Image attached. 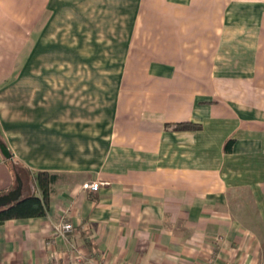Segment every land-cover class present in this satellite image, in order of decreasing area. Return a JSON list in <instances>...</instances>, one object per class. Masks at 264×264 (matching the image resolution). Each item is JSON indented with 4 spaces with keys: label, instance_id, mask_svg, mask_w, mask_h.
Segmentation results:
<instances>
[{
    "label": "crops",
    "instance_id": "obj_1",
    "mask_svg": "<svg viewBox=\"0 0 264 264\" xmlns=\"http://www.w3.org/2000/svg\"><path fill=\"white\" fill-rule=\"evenodd\" d=\"M0 41V195L57 175L0 264H264V0H0Z\"/></svg>",
    "mask_w": 264,
    "mask_h": 264
},
{
    "label": "trees",
    "instance_id": "obj_2",
    "mask_svg": "<svg viewBox=\"0 0 264 264\" xmlns=\"http://www.w3.org/2000/svg\"><path fill=\"white\" fill-rule=\"evenodd\" d=\"M198 126L190 122L177 124V127L181 129L196 128ZM35 178L40 195L33 194L25 198H20V200L11 205L0 209V225L8 219L42 217L47 214L52 184L56 180L57 175L55 173L39 171Z\"/></svg>",
    "mask_w": 264,
    "mask_h": 264
},
{
    "label": "built area",
    "instance_id": "obj_3",
    "mask_svg": "<svg viewBox=\"0 0 264 264\" xmlns=\"http://www.w3.org/2000/svg\"><path fill=\"white\" fill-rule=\"evenodd\" d=\"M85 187L90 188L92 190H96L99 187L98 181H92L85 184ZM73 224L68 221H61L55 226V233L62 237H66L68 233L73 231ZM47 245L52 246L53 240L46 242ZM66 256V257H65ZM62 257L60 260L56 259V255L51 252L50 255V264H107L103 261H94L88 255H85L80 250L72 245L70 252H67L66 255ZM204 264H212V260L207 258Z\"/></svg>",
    "mask_w": 264,
    "mask_h": 264
},
{
    "label": "water",
    "instance_id": "obj_4",
    "mask_svg": "<svg viewBox=\"0 0 264 264\" xmlns=\"http://www.w3.org/2000/svg\"><path fill=\"white\" fill-rule=\"evenodd\" d=\"M3 152L6 156H9V152L6 149H3ZM21 187L22 181L19 177H16V185L6 193L0 195V209L20 200Z\"/></svg>",
    "mask_w": 264,
    "mask_h": 264
},
{
    "label": "rangeland",
    "instance_id": "obj_5",
    "mask_svg": "<svg viewBox=\"0 0 264 264\" xmlns=\"http://www.w3.org/2000/svg\"><path fill=\"white\" fill-rule=\"evenodd\" d=\"M6 43L9 44V53H10V58L15 57L16 55V50H17V40H10V41H4L3 45H5ZM0 45H1V41H0ZM1 56V53H0ZM20 172L21 170L18 169Z\"/></svg>",
    "mask_w": 264,
    "mask_h": 264
}]
</instances>
